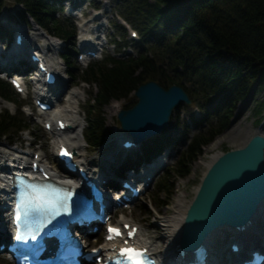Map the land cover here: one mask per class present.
<instances>
[{"label":"trees","instance_id":"1","mask_svg":"<svg viewBox=\"0 0 264 264\" xmlns=\"http://www.w3.org/2000/svg\"><path fill=\"white\" fill-rule=\"evenodd\" d=\"M61 1L15 0L20 9L12 19L29 22L32 18L61 38L70 48L66 46L61 56L71 77L76 69L71 57L75 25L69 17L58 15ZM119 1L118 15L137 30L138 38L126 41L127 30L115 23L113 29L118 38L110 39V44L116 53L131 41L141 48L137 55H108L82 69L80 78L92 86L84 109L82 134L87 146L93 150L102 147L110 134L105 106L113 100L127 99L149 80L166 88L173 84L182 86L191 102L203 110L204 115L194 120L196 127L209 123L205 132L191 136L184 129L180 138L156 137L142 144L134 155L138 161L149 160L168 145L185 144L151 194L153 207L162 208L172 202L177 178L187 176L203 153L202 148L229 127L239 103L253 88L264 90V0ZM3 36L10 38L11 34L0 24V37ZM0 97L17 105L15 113L0 110V140L10 139L30 124L19 110V96L2 78ZM263 111L264 97L254 105L258 122L264 118ZM125 162L133 166L132 160Z\"/></svg>","mask_w":264,"mask_h":264},{"label":"rangeland","instance_id":"2","mask_svg":"<svg viewBox=\"0 0 264 264\" xmlns=\"http://www.w3.org/2000/svg\"><path fill=\"white\" fill-rule=\"evenodd\" d=\"M74 3H77L80 8L75 10L73 8L71 11H69V8ZM119 4H120L119 0H69V2H67L66 4H62L63 13L62 14L58 13V15L60 17L64 16V14L65 16H68L70 20L73 22V24L74 23L76 24V32H77L74 43L76 49L74 51L72 50L73 52L71 51V57L73 59L72 64L73 66L76 67V69L74 68L75 70L73 71L74 73L71 77H69L66 74L67 66L60 57V51L63 49L65 43L63 42L61 43L60 41V44H58L56 49L58 51H56L55 54L51 53V60L55 62L58 61V63H60L59 66L61 67V76L67 79L66 82L64 83L65 91L69 89L80 91V95L78 96V98L74 99L75 103L79 104V114L75 115V119L77 120L78 123L77 131L80 134V137L78 138V142L79 144H81V149L79 153L83 155L84 159L87 162L90 163L89 165L90 168L95 170H100V168L105 167L106 159L111 157L113 159H116L119 163L122 161V159L124 161V158L129 157L132 160V165L136 164V162L138 161L136 156H134L136 151L130 150L129 152H125L126 148L122 147V143L124 140L122 141L118 140V134L125 133V131L120 127V123L116 118V115L120 109L126 108V106L128 105L130 107L132 103L136 101L134 92H131L127 99L119 100V101L113 100L111 103H108L105 106L104 111H105L106 124L110 127L111 131L110 134L108 135L106 142L103 144L102 147H99L96 150L90 149V147H88L87 144L85 143L82 135L83 128L85 126L84 109L87 100L90 97L92 86L89 83L83 82L82 79L80 78L81 77L80 74L82 69H84L87 64H89L91 61L95 59L90 60L88 62H84V61L80 62L77 60V56H75V54L78 52V46L80 45L81 37L82 36L94 37L97 34L99 35L97 41L103 45L101 46L100 58L112 54L121 57L122 56L126 57L128 55L134 56L137 55V53L141 48L139 44L133 43L131 41L128 44L129 46L122 48L120 53H116V50L113 47V45L107 42V39L109 38L110 39L118 38L116 35L117 32H115L113 29V25L115 23L122 24L117 20L118 14H121L117 7ZM19 9H20V5H18L15 2V0H0V24L7 29V32L11 34L10 37L11 39L8 36H3L0 38V51L3 52V54H1L2 59L8 56V52L11 50L14 44L13 33L18 28H22L26 30L25 35L31 37L29 41L34 45L32 46L28 45L29 49L30 47L36 48L35 46L38 47L41 46L42 44L47 42V39L51 41L50 37L52 36L49 37V34L41 30L33 20H30L29 22H22V21L18 23L12 22L11 18L16 17V11H18ZM89 20L91 21L88 22ZM119 21H121V19H119ZM82 22H87L86 23L87 26L92 25L94 27L98 24H101L104 30L97 32L95 35L91 31H89V33H82L79 27V25H82ZM131 29H135V28L131 26L128 27L126 33V41H129V39H131V35H130ZM41 33L43 35H41ZM68 49L70 50V48ZM5 69L7 70V68ZM0 76L5 80H7L6 78H8V76L10 75H7L6 72H3L0 73ZM27 80L28 78H26L25 81L28 84H30ZM34 97H35L34 85L29 86L28 92L25 95L19 94L18 99L19 101L23 102L19 110L25 117H27L30 127L27 130L22 131L15 136H11L12 138L10 139L8 138L1 139L0 155L6 152H11L15 154L14 151L12 152L11 149L14 147L17 148L20 152H25V153L29 152L28 158L31 159V153L37 151L39 153L40 152L42 153L43 161L48 166L52 168H56L54 166V164H56V160L54 157V150H55L54 145L57 142L58 138L53 137L49 133V131H46L44 129L43 121L46 118L38 113L39 110L34 104ZM262 97H264V90L255 87L250 91L247 97L239 103L232 117L229 127L225 131H223L220 135L216 136L209 144H206L202 148L203 153L198 157L196 161L193 162L191 166V172L187 176L183 178H177L175 194L170 205L162 208L153 207L151 194L153 191H155L156 183L159 180V178L163 175L162 174L163 171H165V169L168 168L169 166L174 165V163L176 162L177 158L179 157L180 151H182L185 147L184 143H179L174 145L171 144L165 148L163 153L156 160H154V163L157 164L156 165L157 171L155 172V175L152 177L148 188L140 197H138L134 201V203L131 205L129 209L121 210L123 216L139 223L143 238L149 241L154 252H156V250L161 249V251H159V255H160L159 257L161 259H165L169 251L165 250V246L167 245V243H165L166 241L162 240L163 231L159 227V222L163 217L169 214L174 204V201L176 200L179 194L182 195V199L185 202H189L193 198L195 190L206 168L204 164L205 161L215 151L224 152L225 149H232L243 146L247 142V140L255 133H261L264 135V118H262L258 122L257 118L259 117V115L254 113V105L256 101L258 99H261ZM112 103L118 105L119 107L116 112L111 108ZM59 107L60 106L53 105L51 110H53L54 113H57L64 117H69V118L72 117L69 113H66V111L57 112ZM2 109H7L9 112L15 113L17 111V105L12 102L4 101L0 98V110ZM63 109H65V107H63ZM262 114H264V111L262 112ZM203 115H204L203 110L200 107L195 106L192 102L190 104H186L182 102L173 109L170 117L169 125L160 134L155 135L153 138L144 139L142 141V144L143 145L148 144L150 143V140L162 135H164V137H171L172 139L180 138L182 136V131L184 129L188 130L190 136L199 131L205 132L209 127V123L203 124V126L196 127L194 122L195 119L200 118ZM73 136L74 134L67 133L65 137L68 140V138H72ZM216 138L219 139V144H216L214 148H211L210 145L214 142ZM128 139H132V137ZM199 161H201V163ZM111 164L113 166H117L116 164L113 163ZM152 165L153 163L145 165V167H151ZM110 166H107V168ZM2 183L3 182L0 180V186H4ZM120 217H121L120 214L117 215L114 221L117 222V220H119ZM262 218L264 219V215ZM261 227L262 228L257 226L259 230H263L260 234L263 235L264 223L261 225ZM98 236L99 239L96 240L95 242H91L88 247L95 245V243L100 240V234H98ZM91 238L92 237L88 239L86 238V241L88 242L92 241ZM261 239L258 238L255 240L254 237L250 239L249 243H247V246L250 245L251 247L253 244H256V246L249 248L250 250L248 251V253L253 249L258 248V245H260V243L262 244L263 241ZM233 243H235V241L231 240L230 237L226 238L225 240L224 239L220 240L218 249L216 250L218 251L217 254L219 255L218 260L221 258V261H223L224 263L225 260L224 257L222 260V255L225 257L228 256V253L231 251V246L233 245ZM235 262L240 263L241 260L240 259L238 261L227 260L224 264H234ZM0 264H12V263L5 256L0 254Z\"/></svg>","mask_w":264,"mask_h":264},{"label":"water","instance_id":"3","mask_svg":"<svg viewBox=\"0 0 264 264\" xmlns=\"http://www.w3.org/2000/svg\"><path fill=\"white\" fill-rule=\"evenodd\" d=\"M136 102L118 111L121 128L136 142L160 134L173 109L191 103L177 84L163 87L149 80L134 91ZM264 203V135L253 134L241 147L219 155L204 171L188 204L180 244L192 250L223 224L245 226Z\"/></svg>","mask_w":264,"mask_h":264},{"label":"bare ground","instance_id":"4","mask_svg":"<svg viewBox=\"0 0 264 264\" xmlns=\"http://www.w3.org/2000/svg\"><path fill=\"white\" fill-rule=\"evenodd\" d=\"M90 21L91 20H89L88 22H90ZM86 23L87 22H84V27L81 29L82 33H89V31H91L92 33L96 34L98 31L104 30L103 27L101 26V24H98L94 27L92 25L87 26ZM16 34H21V32L19 30H16ZM30 39H31V37H28L27 35L22 33L21 43L20 44L15 43L12 46L11 50L8 52V56L3 61V64L5 66H10L11 63H15V59L17 56H26V54L28 53V45H30V46L34 45V44L30 43V41H29ZM81 39L87 45L91 39L93 40V38H91V37L87 38L86 36H82ZM100 46L101 45L97 42L96 45L93 46V48L98 50ZM35 50L36 49H34V51ZM55 51H56V46H54L53 43H51L47 39V42L42 44L41 46H39L35 52L39 53L40 55H43L44 58L47 59V62L51 68H53L54 70H60L61 71V67L59 66L60 64L57 62L55 63L51 60L50 53L55 54ZM63 88H64V83L63 84L60 83V85L56 86L55 87L56 91L53 92V94L55 96L52 95L53 99H51L49 102L52 105L60 106L59 109L57 110V112L66 111V113H69L72 116L71 118H69V117L64 118V120L68 121L70 125H69V127H67L63 131L62 134H56L55 132H51V135L54 137H58L59 139H63V141L68 143V145L71 148L76 149L78 152V154L76 155V160H78L82 163H86L87 165H90V163L84 159L83 155L79 153V151L81 149V144H79V142H78V138L80 137V134L77 131L78 123H77V120L75 119V115L79 114V104L75 103L74 99L78 98V96L80 95V91L74 90V89H69V90L65 91V89H63ZM39 91H41V87H39V85H38V86H36L35 94L39 93ZM63 107H65V109H63ZM111 108L116 112L119 107H118V105L112 103ZM39 114L45 116L47 118L46 121H50L51 120L50 118L52 116L57 117V115H56L57 113H54L53 110L39 111ZM57 118H61V117H57ZM44 123H45V121H44ZM67 133H72V134H74V136L72 138H68V140H67L65 137ZM124 137H126L125 139H127V138H130L131 136L126 131H125V133H119L118 134V140L119 141L124 140ZM153 137L154 136H152L150 138H153ZM147 139H149V138H147ZM216 144H219L218 138H216L214 140V142L210 145V147L214 148L216 146ZM11 149H12V152L14 151L15 154H13L11 152H6V153L0 155V173L2 174V175L0 174V180L5 183L4 185L6 188V192L3 191L4 192L3 195H5V196H8V194L12 193V191H10V189L8 188L9 184H10V178L16 172V170H18V167H20L19 164H21L20 162L23 161L22 160L23 158H26L25 154H27L25 152H20L17 148H14V147ZM219 153H220V151H215L214 153H212L210 155V157L204 163L206 168L219 155ZM12 155H14V156H12ZM18 158H20V161H19L18 166H17L16 162H17ZM42 159H43V156H41V161H42ZM199 162L201 163V161H199ZM111 163L116 164L117 166H113ZM54 166L56 168L49 167L53 178H55L56 175L59 174L61 171V167L59 166L57 161H56V164H54ZM107 166H110V167L107 168ZM118 166H119V162L116 159H113L111 157V158L106 159L105 167L100 168V171L97 170L96 173L98 174L99 177L109 180V179H111V175H110L111 172L110 171H113ZM206 168L204 171H206ZM139 182L144 183L145 179L141 178V179H139ZM0 190H1V188H0ZM188 204H189V202H185L182 199V195L179 194L177 196L176 200L174 201V204H173L172 209L169 212V214L166 215L165 217H163L161 219V221L159 222V227L163 231L162 240L166 241L165 243H167V245L165 246V250L169 251L167 253V256L165 257V259H163L165 264H169V263H171V264H174V263L175 264H185V261H183L182 258L179 256H180V254L183 253V250L180 247V239H181L182 231L184 228V219H185V214H186ZM1 211H4V210H0V212ZM263 215H264V203H262V205L259 209V212L256 213L255 215H253V217L250 219V222L244 226L243 230H238L235 227L219 226L217 229L212 231L209 234V236L204 240V243H203L205 245V248H206L205 264H224L226 262L227 257H225L223 255H222V260L224 257V260H225L224 263H223V261H221V258L218 260L219 255L217 254L218 251H216L218 249V246H219L221 239L225 240L226 238L230 237V239H236L238 242H241L243 244V246H246L247 243H249L250 239L253 237L255 238V240L258 238L261 239V237H262L261 240L264 242V233H263V235H260L263 230H259L257 228V226L262 228L261 225L264 223V219L262 218ZM7 225H8V221L5 219V216L2 215L0 217V238H3L5 236V234L7 233ZM138 239L143 242V245L146 244V245L151 246L149 241H147L145 238H143L142 234H140V237ZM262 245L264 246V243ZM151 249H152V247H151ZM159 251H161V249L156 250V252H158V253H156V252H154V253H156L158 256H160ZM186 254H187L186 255L187 257L192 256V252H189ZM233 255L234 254L231 252L228 253V257L229 256L232 257ZM183 258H185V257H183ZM177 259H178V261H177Z\"/></svg>","mask_w":264,"mask_h":264},{"label":"snow or ice","instance_id":"5","mask_svg":"<svg viewBox=\"0 0 264 264\" xmlns=\"http://www.w3.org/2000/svg\"><path fill=\"white\" fill-rule=\"evenodd\" d=\"M63 155H67L66 152L62 153ZM32 189L33 192V199L38 205H41L42 202L47 203H55L61 199L62 196L66 197L69 196L70 193L64 192L61 193V190L58 188L48 189L44 187H37L35 185L29 186ZM54 197V199H52ZM16 219H19V215L17 214ZM127 227V225H125ZM109 236L108 239L111 240L115 236H120L121 232L117 228H109ZM133 235V233H129V236ZM120 255L124 257L129 264H145V261L143 259V253L133 249V248H123L120 251Z\"/></svg>","mask_w":264,"mask_h":264}]
</instances>
